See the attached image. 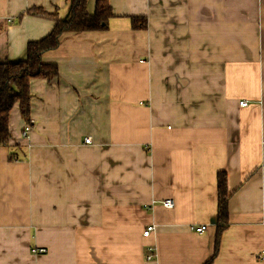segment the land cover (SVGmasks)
<instances>
[{"label": "crops", "instance_id": "1", "mask_svg": "<svg viewBox=\"0 0 264 264\" xmlns=\"http://www.w3.org/2000/svg\"><path fill=\"white\" fill-rule=\"evenodd\" d=\"M108 3V29L65 33L42 54L58 76L30 80L26 138L10 111L0 264H206L215 247L210 264H264V0ZM67 6L0 0V61L50 32L52 18L27 10L66 18ZM218 173L229 194L220 223Z\"/></svg>", "mask_w": 264, "mask_h": 264}, {"label": "trees", "instance_id": "2", "mask_svg": "<svg viewBox=\"0 0 264 264\" xmlns=\"http://www.w3.org/2000/svg\"><path fill=\"white\" fill-rule=\"evenodd\" d=\"M68 2V15L66 18L58 17L57 13L48 14L40 9H30L26 15L52 18L53 26L50 32L37 41L28 42L25 48V57L18 61H0V146L8 147L11 140L9 130V114L14 105H18L21 119L29 122L30 94L29 83L31 79L57 78L58 68L55 64L42 62V54L56 49L60 39L65 33L78 34L82 32L105 31L108 22L113 17L108 0H94V10L87 12L88 0H66ZM22 16H20L21 18ZM133 30L146 28L144 17L130 18ZM15 147H18L15 145ZM19 150L18 148H15ZM20 151V150H19ZM9 161L17 160L15 151L8 156ZM218 212L217 220L220 223L227 220V203L229 194L226 187L225 173L217 176ZM225 226H218L216 230L215 245H218L220 234ZM217 247L213 257L216 255ZM211 260L206 262L210 264Z\"/></svg>", "mask_w": 264, "mask_h": 264}, {"label": "built area", "instance_id": "3", "mask_svg": "<svg viewBox=\"0 0 264 264\" xmlns=\"http://www.w3.org/2000/svg\"><path fill=\"white\" fill-rule=\"evenodd\" d=\"M238 105L240 107H246L247 106V102L241 101V102L238 103ZM30 129H31V123H28V122L25 123L23 125L22 130H21V136L23 138H26L28 133H29V131H30ZM90 141L91 140H90L89 137L84 138V144H89ZM161 205L164 208H166V209H170V208L173 207V202L171 200H163L161 202ZM153 230H154V226H152V225L151 226H147L145 228V230L143 231L142 235L143 236H148L149 233L152 232ZM193 231L196 234H203L206 231V226L205 225L196 226L195 228H193ZM145 249H146L145 260L147 262L153 261L155 259V257H156V250H155L154 246H147ZM31 254L33 256H41V255L46 254V249H44V248H33L31 250Z\"/></svg>", "mask_w": 264, "mask_h": 264}]
</instances>
